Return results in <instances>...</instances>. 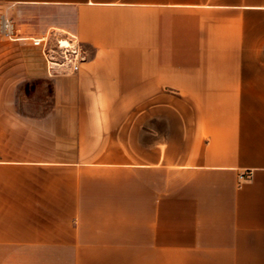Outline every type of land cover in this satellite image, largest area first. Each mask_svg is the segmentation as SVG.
Wrapping results in <instances>:
<instances>
[{
	"label": "crops",
	"instance_id": "crops-1",
	"mask_svg": "<svg viewBox=\"0 0 264 264\" xmlns=\"http://www.w3.org/2000/svg\"><path fill=\"white\" fill-rule=\"evenodd\" d=\"M0 6L89 52L58 77L43 57L50 110L10 129L26 143L0 158V264H264V0ZM3 164L28 199L3 201Z\"/></svg>",
	"mask_w": 264,
	"mask_h": 264
},
{
	"label": "rangeland",
	"instance_id": "rangeland-1",
	"mask_svg": "<svg viewBox=\"0 0 264 264\" xmlns=\"http://www.w3.org/2000/svg\"><path fill=\"white\" fill-rule=\"evenodd\" d=\"M12 17L15 32L5 34V18ZM57 28H51V30ZM48 30L41 22L27 21L19 16H12L4 6H0V158L2 163L9 164V161L21 156H14L11 146L15 148L25 147V131L12 132L18 123L19 127L25 128L26 121L23 117H41L48 113L52 101L53 86L46 82L44 78L38 77L44 67L43 55L37 46L32 44L30 39L24 36L38 35ZM31 33V34H30ZM45 34V33H44ZM22 36L23 38H19ZM29 71L28 77L26 71ZM18 119V120H16ZM3 201L16 197L20 200L28 199L31 194L26 192V188H11L10 177L12 174L9 166L3 164ZM19 176H26L30 179H40L41 171L16 172ZM31 191L30 189H28ZM46 205L24 204V203H4L2 204L3 213L19 212L31 209H43ZM7 215V214H6ZM34 223H38L34 221ZM22 226L25 221H20Z\"/></svg>",
	"mask_w": 264,
	"mask_h": 264
},
{
	"label": "built area",
	"instance_id": "built-area-1",
	"mask_svg": "<svg viewBox=\"0 0 264 264\" xmlns=\"http://www.w3.org/2000/svg\"><path fill=\"white\" fill-rule=\"evenodd\" d=\"M12 17L5 18V34L15 32ZM19 38H23L20 36ZM42 51L46 72L50 77L75 74L89 58V52L79 36L69 30L57 28L47 31L40 36H24ZM251 172L243 171L239 174L240 180L245 181Z\"/></svg>",
	"mask_w": 264,
	"mask_h": 264
}]
</instances>
